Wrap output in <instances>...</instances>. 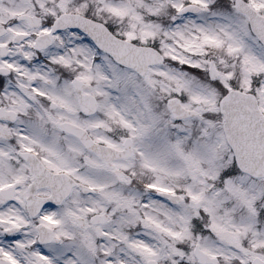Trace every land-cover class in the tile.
Here are the masks:
<instances>
[{
    "label": "snow or ice",
    "instance_id": "1",
    "mask_svg": "<svg viewBox=\"0 0 264 264\" xmlns=\"http://www.w3.org/2000/svg\"><path fill=\"white\" fill-rule=\"evenodd\" d=\"M0 264H264V0H0Z\"/></svg>",
    "mask_w": 264,
    "mask_h": 264
}]
</instances>
